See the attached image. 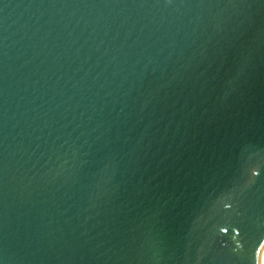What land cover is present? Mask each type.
Wrapping results in <instances>:
<instances>
[{
	"label": "water",
	"instance_id": "obj_1",
	"mask_svg": "<svg viewBox=\"0 0 264 264\" xmlns=\"http://www.w3.org/2000/svg\"><path fill=\"white\" fill-rule=\"evenodd\" d=\"M264 0H0V264H261Z\"/></svg>",
	"mask_w": 264,
	"mask_h": 264
},
{
	"label": "bare ground",
	"instance_id": "obj_2",
	"mask_svg": "<svg viewBox=\"0 0 264 264\" xmlns=\"http://www.w3.org/2000/svg\"><path fill=\"white\" fill-rule=\"evenodd\" d=\"M261 264H264V249L262 250V255H261Z\"/></svg>",
	"mask_w": 264,
	"mask_h": 264
}]
</instances>
